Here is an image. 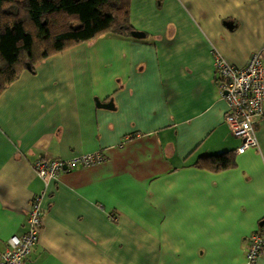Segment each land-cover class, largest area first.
<instances>
[{
	"label": "crops",
	"instance_id": "0c3cea01",
	"mask_svg": "<svg viewBox=\"0 0 264 264\" xmlns=\"http://www.w3.org/2000/svg\"><path fill=\"white\" fill-rule=\"evenodd\" d=\"M128 12L142 38L104 34L0 94V253L42 195L22 264H246L264 224V115L258 148L238 152L211 52L235 67L264 55V0H129ZM95 153L104 161L47 185L33 169ZM226 153L233 165L211 170Z\"/></svg>",
	"mask_w": 264,
	"mask_h": 264
},
{
	"label": "trees",
	"instance_id": "16d2710c",
	"mask_svg": "<svg viewBox=\"0 0 264 264\" xmlns=\"http://www.w3.org/2000/svg\"><path fill=\"white\" fill-rule=\"evenodd\" d=\"M129 0H0V94L50 56L112 33L131 36ZM213 171L229 154L207 158Z\"/></svg>",
	"mask_w": 264,
	"mask_h": 264
},
{
	"label": "built area",
	"instance_id": "2783aa9c",
	"mask_svg": "<svg viewBox=\"0 0 264 264\" xmlns=\"http://www.w3.org/2000/svg\"><path fill=\"white\" fill-rule=\"evenodd\" d=\"M216 73V87L227 106L224 122L231 134L242 140L238 152L257 149L255 121L264 115V66L262 52L251 55L243 67L228 64L216 51L211 52ZM104 161L100 153L80 155L69 160L42 158L35 162L36 175L47 185L59 173L72 171L76 165L90 167ZM42 195L32 198L24 232L6 241L0 264H22L37 244L43 226ZM264 257V224L247 240L245 263L255 264Z\"/></svg>",
	"mask_w": 264,
	"mask_h": 264
},
{
	"label": "water",
	"instance_id": "95a60500",
	"mask_svg": "<svg viewBox=\"0 0 264 264\" xmlns=\"http://www.w3.org/2000/svg\"><path fill=\"white\" fill-rule=\"evenodd\" d=\"M131 37H132V38H135V39H140V38L143 37V34L140 33V32H137V31H133V32L131 33Z\"/></svg>",
	"mask_w": 264,
	"mask_h": 264
}]
</instances>
